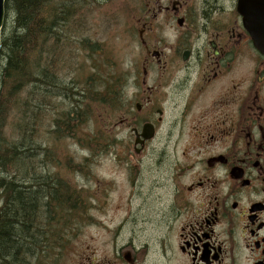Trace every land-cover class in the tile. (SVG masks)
<instances>
[{"label": "flooded vegetation", "instance_id": "af4514ba", "mask_svg": "<svg viewBox=\"0 0 264 264\" xmlns=\"http://www.w3.org/2000/svg\"><path fill=\"white\" fill-rule=\"evenodd\" d=\"M97 1L125 5L132 21L131 76L108 122L128 171L141 175L145 164L156 177L155 205L82 258L264 264V54L240 0Z\"/></svg>", "mask_w": 264, "mask_h": 264}, {"label": "trees", "instance_id": "16d2710c", "mask_svg": "<svg viewBox=\"0 0 264 264\" xmlns=\"http://www.w3.org/2000/svg\"><path fill=\"white\" fill-rule=\"evenodd\" d=\"M92 1L6 0L11 23L0 56V264H30L39 220L49 223L47 229L62 223L66 249L76 208H86V194L61 173L70 162L64 142L82 139L87 148L83 128L95 106L117 101L110 93L117 94L123 76L114 71L108 81L110 64L101 59L90 70L79 67L87 14L104 4ZM85 88L94 100H86Z\"/></svg>", "mask_w": 264, "mask_h": 264}, {"label": "rangeland", "instance_id": "374dc122", "mask_svg": "<svg viewBox=\"0 0 264 264\" xmlns=\"http://www.w3.org/2000/svg\"><path fill=\"white\" fill-rule=\"evenodd\" d=\"M125 8L120 4H103L93 8L87 14L90 26L84 35L87 42L77 45L79 67L90 70L96 61L104 60L110 64L106 77L108 81L113 78L114 71L131 76L129 63L134 60L136 46L129 28L132 21L127 17ZM92 45L99 46L98 51H88ZM113 110V115L118 118L119 101L113 104ZM83 131L88 135L87 143H84L88 149L81 144L82 139L66 140L64 147L70 162L63 166L61 173L78 192L86 194V208H76L73 237L66 249L62 246L59 257L60 249L55 248V236L62 223H50L52 226L55 224L56 229H47L49 223L39 220L37 225H40V230L35 235L39 246L34 259H28L30 264H87L82 258L87 253V246L101 245L112 236L107 234L109 228L116 230L124 219L141 220L139 217L143 214L150 215V212L141 210L154 208V195L149 196L148 193L156 177L146 169L145 164L141 175L128 171L120 144V131H112L105 108L94 107ZM151 155L150 150L144 156L148 158ZM60 242L63 244V237Z\"/></svg>", "mask_w": 264, "mask_h": 264}, {"label": "water", "instance_id": "95a60500", "mask_svg": "<svg viewBox=\"0 0 264 264\" xmlns=\"http://www.w3.org/2000/svg\"><path fill=\"white\" fill-rule=\"evenodd\" d=\"M240 13L255 47L264 54V0H240ZM5 16V0H0V51Z\"/></svg>", "mask_w": 264, "mask_h": 264}, {"label": "bare ground", "instance_id": "6f19581e", "mask_svg": "<svg viewBox=\"0 0 264 264\" xmlns=\"http://www.w3.org/2000/svg\"><path fill=\"white\" fill-rule=\"evenodd\" d=\"M93 2L98 3L97 0H93ZM5 12H6V16H5L4 26H3V29H2V43H3V33H4V30L7 28V26H9V25H8L9 22H11L10 17H8V15H7V10H6V0H5ZM8 21H9V22H8ZM1 50H2V48H1ZM0 56H1V51H0ZM127 77H129V75H123V76L120 78V84H119V86H118V87H119V91L117 92V94L110 93V95H111L112 97H117V101H120L119 98H120V93H121V91H122V86H123V84H124V82H125V79H126ZM85 90H86V94H85V96H86V100H94L95 96H94L93 94L89 93L88 90H87V88H85ZM109 110H113V109H112V108H109ZM57 233H58L57 235H59L57 241H61V239H60V235H62L61 227L57 230Z\"/></svg>", "mask_w": 264, "mask_h": 264}]
</instances>
